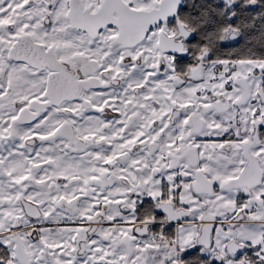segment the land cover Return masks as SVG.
<instances>
[{
	"label": "snow or ice",
	"instance_id": "1",
	"mask_svg": "<svg viewBox=\"0 0 264 264\" xmlns=\"http://www.w3.org/2000/svg\"><path fill=\"white\" fill-rule=\"evenodd\" d=\"M0 264H264V0H0Z\"/></svg>",
	"mask_w": 264,
	"mask_h": 264
}]
</instances>
